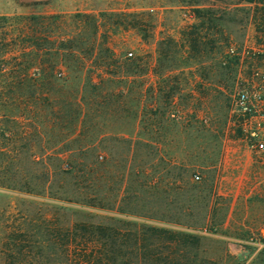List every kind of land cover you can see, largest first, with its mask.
<instances>
[{
    "label": "rangeland",
    "instance_id": "374dc122",
    "mask_svg": "<svg viewBox=\"0 0 264 264\" xmlns=\"http://www.w3.org/2000/svg\"><path fill=\"white\" fill-rule=\"evenodd\" d=\"M90 79L103 80L96 113L76 126H96L101 134L93 152L102 163L95 184L101 209L50 198L71 196L83 181L74 173L56 183L51 166L68 154L67 93L85 83L90 97ZM242 87L264 94V0H0V264L6 254L17 255L5 249L8 236L33 242L44 235L33 225L14 235L7 228L24 229L21 212L36 205L192 235L186 249L192 264H262L257 227L239 224L238 211L227 218L234 198L236 209L260 202L258 181L234 180L236 196L216 195L214 188L225 140L243 137L231 111ZM105 90H112L108 105ZM130 131L145 144L134 156L138 162L162 177L179 173L193 187L166 186L153 195L134 187L137 198L130 194L120 204L131 156L122 138H132ZM168 161L180 169L166 172ZM113 204L137 215L105 208ZM151 210L162 220L141 216Z\"/></svg>",
    "mask_w": 264,
    "mask_h": 264
},
{
    "label": "trees",
    "instance_id": "16d2710c",
    "mask_svg": "<svg viewBox=\"0 0 264 264\" xmlns=\"http://www.w3.org/2000/svg\"><path fill=\"white\" fill-rule=\"evenodd\" d=\"M107 57L110 58L109 55ZM129 63L127 60L120 64V67L128 66ZM57 65L58 60L56 59L50 68L52 74ZM68 68L67 66L66 69ZM101 83H103L102 79L98 81L90 79L87 82L90 97L84 95L85 83L80 90L72 89L67 93L65 118L69 123V140L64 150L68 154L62 159L55 156L53 158L55 162H53L51 169L56 183L67 175L69 178L75 179L74 173L77 175L82 173L83 181L79 180V182L74 183L73 190L70 188L73 193L71 196L63 195L61 197L57 193H52L50 198L53 200L87 208L101 209L104 207L100 199H97L95 192V184L102 163L93 156V152L98 149L99 135L101 134L96 130V126H76L78 123L93 121ZM128 90L130 89L128 88ZM111 97L112 90H105L102 94V99L107 105L111 103ZM124 111L128 112V110L122 112ZM55 113L57 115V112ZM109 133L112 136L111 132ZM134 133V131L129 132L130 135H134ZM135 136L136 134L130 139L122 138L130 144L131 156L127 176L124 178L122 196L119 199L120 204L130 194L131 197L137 198V196H133L136 193L134 187L143 186L147 188L150 195L156 193V190L166 192L169 189L166 186H169L171 190L181 189V186L186 190L193 187L179 173L172 174L168 178L167 176L162 177L151 171L150 164L146 169L144 161L138 162L134 156H136L138 147L145 144L136 140ZM113 137L117 136L114 135ZM133 138L134 140H132ZM86 154L90 156L87 159L83 158ZM164 164L168 167L166 172H169L170 168L180 169V166L176 167L169 161ZM62 168L67 169L63 170ZM185 169L183 172H186ZM165 187L166 190H164ZM108 189L110 194L114 191L111 185ZM36 206L30 211L23 210L21 212V226H24V229L7 228L11 229V234L14 235L25 232L30 225H33L39 234L44 232V235L41 239L33 242H28L25 238H18L17 235L14 238L8 236L6 239L9 242L5 244V249H16L17 255L6 254L7 256L2 259V264H179L180 261L181 264H188L189 262L192 264V259L188 256L190 251L187 252L186 250L195 242L192 235L137 224L121 218L101 217L76 209L70 210L56 206L44 209L39 205ZM105 208L118 214L137 215L125 207H115L114 204ZM141 216L162 220L159 210H151L150 213ZM178 245L182 246L181 250ZM177 252H180V261L177 260Z\"/></svg>",
    "mask_w": 264,
    "mask_h": 264
},
{
    "label": "crops",
    "instance_id": "0c3cea01",
    "mask_svg": "<svg viewBox=\"0 0 264 264\" xmlns=\"http://www.w3.org/2000/svg\"><path fill=\"white\" fill-rule=\"evenodd\" d=\"M171 124L170 126H174ZM243 129V126H240ZM215 167L214 188L216 195L232 194L237 195L238 189L233 190V181L245 179L246 181L255 178L258 181L259 189L257 194L260 202L245 204L244 207L235 208L234 200L230 204L227 218L233 219L232 213L238 211L242 226H248L247 221L257 227L262 237L264 247V154L248 149L244 138H233L225 140L222 151ZM230 183L228 186L227 184ZM240 193V192H239ZM242 195L245 192H241ZM246 195H249L246 193ZM245 195V197H247Z\"/></svg>",
    "mask_w": 264,
    "mask_h": 264
},
{
    "label": "built area",
    "instance_id": "2783aa9c",
    "mask_svg": "<svg viewBox=\"0 0 264 264\" xmlns=\"http://www.w3.org/2000/svg\"><path fill=\"white\" fill-rule=\"evenodd\" d=\"M231 111L241 120L248 149L264 152V94L260 87H242L232 97ZM198 180V176L194 177ZM262 264H264V259Z\"/></svg>",
    "mask_w": 264,
    "mask_h": 264
}]
</instances>
